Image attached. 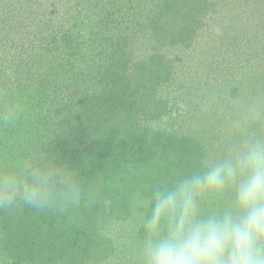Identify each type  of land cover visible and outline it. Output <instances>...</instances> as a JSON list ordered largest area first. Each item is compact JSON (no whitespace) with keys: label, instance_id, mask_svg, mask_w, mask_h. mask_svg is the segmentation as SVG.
Returning <instances> with one entry per match:
<instances>
[{"label":"trees","instance_id":"obj_1","mask_svg":"<svg viewBox=\"0 0 264 264\" xmlns=\"http://www.w3.org/2000/svg\"><path fill=\"white\" fill-rule=\"evenodd\" d=\"M234 1L243 12L247 0ZM33 2L0 0V31L5 30L6 40L19 33L24 21L29 27L25 49L0 45V159L43 155L66 164L79 172L85 195L79 207L64 212L28 207L0 211V261L45 264L49 259L34 256L33 242L39 245L42 234L62 228L58 235H65L72 258H79L70 264H134L129 215L121 217L119 199H105L122 165L115 162V153L145 172L140 175L143 194L149 190L148 169L158 168L154 180L168 179L211 149L222 118H229V128L255 106L260 121L252 129L264 127V23L256 24L262 31L255 25L252 30L237 11L245 22L231 27L228 22L220 28L223 36L213 40L214 30L206 35L203 30L216 22L212 0ZM56 3L66 11L55 8ZM30 22H43V27L37 30ZM152 40L157 49L150 57L136 56ZM193 43L207 52L216 50L221 60L206 67L210 85L199 86L196 70L199 84L180 87L176 62L164 48ZM169 90L174 95L165 98ZM9 109L18 113L13 123L2 118ZM96 181L101 182L98 188L102 184L99 201L93 195L99 193ZM129 189L138 202V191ZM33 223L37 235L26 237L24 231Z\"/></svg>","mask_w":264,"mask_h":264},{"label":"clouds","instance_id":"obj_2","mask_svg":"<svg viewBox=\"0 0 264 264\" xmlns=\"http://www.w3.org/2000/svg\"><path fill=\"white\" fill-rule=\"evenodd\" d=\"M18 113L9 109L5 123ZM255 106L190 168L138 195L134 264H264V127ZM77 170L43 155L0 159V211L80 206ZM3 264V261H0Z\"/></svg>","mask_w":264,"mask_h":264},{"label":"rangeland","instance_id":"obj_3","mask_svg":"<svg viewBox=\"0 0 264 264\" xmlns=\"http://www.w3.org/2000/svg\"><path fill=\"white\" fill-rule=\"evenodd\" d=\"M35 1L36 0H34L32 5L35 4ZM63 1H65L66 3L71 2V0H63ZM212 1L215 2V4L212 5L211 10H213V14H212L213 20H216V22L214 21V24H213L214 28H209V31H208L207 26H205V28H203L204 32H206L205 35L212 32L211 29L214 30L213 36L210 33V36H211L210 39L217 40L219 37H222L223 36L222 32H225V30L220 31V28L226 27L229 24L228 22H230L229 25L231 27V26H233V24L235 26V24L237 22H241L242 20H243V23L245 22V20L250 21L251 24L248 22V26L251 28L253 25L256 26V24H258V23L260 25L262 23H264V16H263L264 15V0H259L258 4H255L254 0H247L246 1L247 6H245L242 3L243 7L245 6L243 12H242V10L238 11V9H240L238 6L239 1L233 5H232V2H235L234 0H212ZM60 6L61 5L56 3L55 8H57L58 10L63 9V8H60ZM38 10L39 9H37V11ZM63 10L66 11V9H63ZM216 11H218V14L216 13ZM237 11L239 13H241L242 15H244L243 18L245 20L242 18V20L239 21ZM31 12L35 13L32 10H31ZM14 14H16V13H14ZM24 14H25V12H24ZM24 14H22V16ZM16 15L21 16L20 13H17ZM58 16H60V15L58 14ZM34 18L36 19V17H34ZM35 19H31L30 21H33ZM37 19H38V17H37ZM1 20H2V18H0V21ZM54 22H56V20H54ZM15 24H17V23H15ZM26 24L27 23L24 21L22 24L21 30H19V33H21V34L18 33L17 35H12L11 37L9 36L8 40H6L5 30L2 29L0 31V45H3L5 47L17 45V46H21V48L25 49L24 46H26V44H24V41H25L24 35L27 34V31L29 29V27L26 26ZM35 25H37V30H39L41 27H43V22H38V23L30 22V26H35ZM260 25L258 28L256 26L255 30L259 29L260 31H262ZM252 30H254V28H252ZM44 33H42L41 37L37 38V39H41L43 37ZM40 34L41 33H39L37 31V37ZM30 39H31V37H30ZM150 43L145 42L143 44V48H140V51L136 52V56L139 53L142 55H145V53H146V58L148 59L150 57V55L152 54L153 49H157V48H155L156 43L154 44L153 40ZM151 45H152V48H150ZM195 46H196L195 43H193L190 46H188L187 48H182V47L172 48L170 46H169V48H167V47L164 48V50L170 52V55L173 57L174 62H176V74H177L176 78L178 81L177 84L180 87H184L185 85H188L190 83V81H192L193 83L199 84V78L201 79V83L199 86L208 85L209 83L206 82V79H205L206 67L209 68V63H211V65L213 66V64H212L213 62H217V61L221 60V58L217 55L216 50L214 51V49H212V51L207 52L205 50H201L200 47L196 48ZM199 46H201V45H199ZM159 47H160V45L158 46V48ZM149 48L152 51L151 50L149 51ZM130 49H131V47H130ZM7 51L9 54L16 52V51L11 52L12 50H9V49H7ZM130 51H133V50H130ZM206 52L209 54V57H208ZM63 57H64V55H63ZM178 57H180V58L178 59ZM143 59H145V56L143 57ZM196 70H197V75L199 78L197 76L193 75ZM170 91H172V90L167 91L166 94L164 93V95H166L165 98H167L168 96L172 97L174 95L172 92L168 93ZM210 96H212V95L210 94ZM236 99H232V101L229 103V105L231 107H232V104L236 101ZM172 109L174 110L175 108H172ZM178 113H179V111L176 109L173 112L172 116L175 117V115ZM262 118L264 119V115ZM213 119L214 118H212V120ZM228 119L229 118L226 116V117L221 119V122H218V124H217L218 128L217 129L219 132L217 133L215 139L212 140V143L214 145L220 144L229 138L230 133H231V129H230V127L229 128L227 127V125H229V123H227ZM213 122H217V120L214 119ZM220 123H221V125H220ZM251 130H253V129L251 128ZM120 154L117 152L115 153L116 161L115 160L114 161L117 163H120L122 165L120 166L119 169H116L114 175L112 176V180L110 183L113 186V188L109 187V188H111L109 190L111 195H106L105 199H108L110 197H112L114 200L119 199L120 203L122 204L121 208L123 211L121 213V217L129 215L127 218H129L130 222H131L133 220L134 210L137 206V204H136L137 202L134 203L135 199L132 200L133 196L131 197V195L134 192L130 193L132 191H131V189H129V186L132 187L133 190L134 189L137 190L138 195H140V190L144 189L142 186L143 182H141L142 179H141L140 175L141 176H142V174L144 175L145 172L142 173L139 169L137 171L135 169V167H132V164L130 165L131 160L127 159L124 155H122V154L120 155ZM121 160H122V163H121ZM166 163H168V161ZM155 169H158V168L155 167ZM154 170L148 169V171L146 173V174H148L146 180H147V186L149 188L155 182L159 181V178H158V180H156V179L154 180V178H155V176L153 174ZM107 171L110 174L109 171H111V170L108 169ZM155 173H157V172L155 171ZM99 181L95 182V184H97L96 187H97V190L99 193L94 191L95 194H93V195H95L97 201H99L100 199H103L102 194H101V190H100L102 184H100V186L98 188V184L101 183ZM108 202L109 201H107L106 203H108ZM123 202L125 204L126 203L128 204L127 208L123 207ZM116 229H117V227H116ZM38 232L41 235V231L38 230ZM60 232H62V228H60L56 233L50 232V234H47V235L42 234V236H41L42 243L39 245H37V240L34 241L33 242V248L35 249L34 256L37 258V253H38V259L39 260L49 259L45 262V264H70L72 261H74V262L78 261L79 260L78 257L72 258L73 255H71L68 251V244L66 243L65 235L62 234V236H64V237H61V235L59 236L58 234H60ZM24 234L26 235V237H30V238L35 237L37 235V223L36 224L33 223L31 225H28L27 229L24 231ZM29 234H30V236H29ZM131 238H133L132 240L136 239V234L134 233L133 237H131ZM129 246H131L130 243H129ZM11 249H13V248H11ZM132 250L134 251V247L132 248ZM88 252H90V251H88ZM35 261H37V259ZM133 261H134V259H133ZM106 264H110L109 260Z\"/></svg>","mask_w":264,"mask_h":264}]
</instances>
